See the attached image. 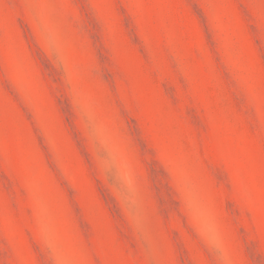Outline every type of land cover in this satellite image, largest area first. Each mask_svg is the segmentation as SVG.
<instances>
[{"label":"rangeland","instance_id":"374dc122","mask_svg":"<svg viewBox=\"0 0 264 264\" xmlns=\"http://www.w3.org/2000/svg\"><path fill=\"white\" fill-rule=\"evenodd\" d=\"M0 264H264V0H0Z\"/></svg>","mask_w":264,"mask_h":264}]
</instances>
